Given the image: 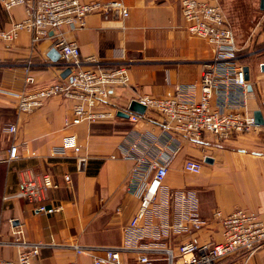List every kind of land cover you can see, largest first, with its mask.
Returning <instances> with one entry per match:
<instances>
[{"label":"crops","instance_id":"obj_1","mask_svg":"<svg viewBox=\"0 0 264 264\" xmlns=\"http://www.w3.org/2000/svg\"><path fill=\"white\" fill-rule=\"evenodd\" d=\"M121 1L129 10L127 18L93 14L83 28L64 26L61 30L65 40L76 43L82 56L94 58L97 66L129 68L130 85L111 94L107 109L125 111L132 100L141 96L161 98L180 85L197 83L213 53L205 40L188 34L179 0ZM201 1L221 5L227 15L226 5L235 0ZM26 15L23 7L7 11L0 6V30L10 29ZM229 22L236 37L235 27L230 19ZM32 36L24 31L11 44L0 42V158L4 160L0 163V235L4 240L11 239V231L17 226L30 242L43 244L34 264H92L88 254L75 252V245L121 248L124 261L137 264L136 247L154 245L159 238V216L161 219L166 215L171 222L177 218L180 201L170 199V194L184 192L192 194L198 213L209 225L201 232L171 237L175 248L184 242H221V225L213 220L216 210L229 214L244 209L264 222V127H259L251 134L226 141H218L212 135L204 136L199 143L178 138L180 151L171 162L157 207L150 214L153 226L142 222L131 230L139 205L127 190L134 164L119 157V146L132 129L160 135L159 118L151 114L149 121L132 126L127 117L118 115L108 122H83L67 129L64 122L73 114L74 101L63 96L50 99L32 113L19 112L16 95L26 89L28 66L35 87L67 80L62 77L66 68L61 59L55 62L48 56L53 38L33 44ZM251 36H256L258 49L251 52L254 59L243 57L252 88L248 105L253 113L260 110L264 117V31L253 29ZM13 126L16 133L10 131ZM71 135L77 137L80 155L86 158L82 170L77 168V155L72 149L53 154V149L63 146ZM12 147L17 148L18 158L9 160ZM188 159L203 161L199 174L184 170ZM44 173L59 185V189L48 191L44 204L62 206V211L38 214L23 199L12 197L4 201L19 192L24 180ZM65 175L71 177V185L66 184ZM16 256V248L0 249V259ZM226 263L264 264V248Z\"/></svg>","mask_w":264,"mask_h":264},{"label":"built area","instance_id":"obj_2","mask_svg":"<svg viewBox=\"0 0 264 264\" xmlns=\"http://www.w3.org/2000/svg\"><path fill=\"white\" fill-rule=\"evenodd\" d=\"M188 34L205 40L211 47L213 57L206 62L200 80L194 84L180 85L164 97L144 95L133 101L145 106L142 115L132 112L130 104L124 112L132 126L149 121L151 114L159 118L160 135L130 130L119 146V157L133 162L127 190L138 200V210L130 223L135 230L142 222L153 226L150 214L157 207L170 165L180 151L178 138L199 143L206 135L218 141L235 136H244L256 131L253 112L249 109L250 82L246 79L245 65L239 58V48L228 16L219 4L201 0H179ZM0 6L9 11L23 7L26 18L0 30V42L11 44L24 31L32 33V43L53 38L52 48L56 49L64 68L71 70L65 82H56L45 87H35L31 69H26V89L17 94L18 110L32 113L42 108L50 99L63 96L73 100V114L65 119L64 126L70 129L83 122L90 124L108 122L118 116L117 110L107 109L112 93L118 88L130 85V72L126 65L100 67L92 57H83L79 46L65 40L62 28L77 26L83 28L93 14L103 16H129V10L121 0L92 1L79 0H0ZM10 131L16 133L17 128ZM75 135L68 136L63 146L53 149L54 155L65 154L69 149L76 153L78 170L85 166L86 158L80 155ZM18 158L16 147L9 152V160ZM115 158V156H112ZM4 160L0 158V163ZM203 161L188 159L184 170L192 174L202 171ZM67 185L72 184L69 175L64 176ZM59 189L53 177L44 173L27 178L21 183L18 198L34 206L38 214L54 215L62 206H47L44 201L50 190ZM173 201L179 200L176 220L163 216L156 225L159 238L154 245L136 247L137 264H227V260L241 254L251 256L264 248V222L259 216L244 209L229 214L220 210L213 213V220L222 228V241L196 244L180 243L176 248L171 237L180 234L201 232L209 225L199 213L190 192L170 194ZM151 221V222H150ZM11 224L12 221H10ZM13 247L17 250L14 259H0V264H34L43 244L30 242L24 230L14 226L11 239L0 235V249ZM78 255L88 254L92 264H127L121 248H87L73 246ZM75 264V262L70 263Z\"/></svg>","mask_w":264,"mask_h":264},{"label":"rangeland","instance_id":"obj_3","mask_svg":"<svg viewBox=\"0 0 264 264\" xmlns=\"http://www.w3.org/2000/svg\"><path fill=\"white\" fill-rule=\"evenodd\" d=\"M233 2V4L226 5V12L235 27L236 41L240 50L239 58L244 64L246 62L243 57L248 56L254 59V53L251 52L258 49L256 36L252 37L251 34L253 29H258V32L264 31V12L260 10V0H235Z\"/></svg>","mask_w":264,"mask_h":264},{"label":"water","instance_id":"obj_4","mask_svg":"<svg viewBox=\"0 0 264 264\" xmlns=\"http://www.w3.org/2000/svg\"><path fill=\"white\" fill-rule=\"evenodd\" d=\"M261 10L264 11V0H261ZM50 57L51 60L57 62L61 59V56L59 54V52L56 49H52L48 55ZM261 69L264 71V64L261 66ZM71 70L69 68H66L65 71L62 74L63 78L68 77V75L70 74ZM245 72H246V79L249 80V68L245 67ZM252 88L251 86H249V91H251ZM130 110L132 112L138 113L140 115L144 114L146 112V108L145 106L139 104V102L137 101H133L130 104ZM254 118H255V123L259 126V127H264V117L262 115V112L260 110L255 111L254 113ZM118 115L124 116L128 118V114L119 112ZM206 162L212 163V159L210 158H206L205 160Z\"/></svg>","mask_w":264,"mask_h":264}]
</instances>
